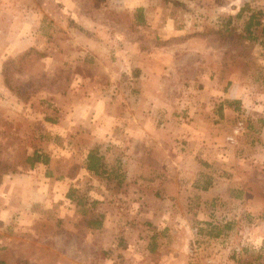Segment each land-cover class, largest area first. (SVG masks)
Wrapping results in <instances>:
<instances>
[{"label":"rangeland","instance_id":"obj_1","mask_svg":"<svg viewBox=\"0 0 264 264\" xmlns=\"http://www.w3.org/2000/svg\"><path fill=\"white\" fill-rule=\"evenodd\" d=\"M262 27L264 0H0V264H264Z\"/></svg>","mask_w":264,"mask_h":264},{"label":"trees","instance_id":"obj_2","mask_svg":"<svg viewBox=\"0 0 264 264\" xmlns=\"http://www.w3.org/2000/svg\"><path fill=\"white\" fill-rule=\"evenodd\" d=\"M259 25H260V23L258 22L256 15L255 14H251L249 16L245 26H244V31H245V33L248 34L249 38L252 36V27H257ZM261 32H262V34L264 36V27H262ZM237 37L240 39L242 36L237 35ZM37 159H39V158H37ZM101 159H102L101 156H99L95 151L89 152V154L87 155V158H86V161H87L86 170L89 171V172H92V173H94L96 175H100L102 173H105V171L103 172V164L101 162ZM35 161L38 162V160H35ZM144 169H147V167H144ZM146 178L147 177L142 175V179H146ZM164 187H165L164 184H160L159 185V190L162 191V188H164ZM157 194L160 195V192L158 191ZM209 226L212 227L210 224H209ZM212 228L217 230V228H214V227H212ZM218 234H219V232L214 234V237H217ZM209 235H212V234H209Z\"/></svg>","mask_w":264,"mask_h":264},{"label":"crops","instance_id":"obj_3","mask_svg":"<svg viewBox=\"0 0 264 264\" xmlns=\"http://www.w3.org/2000/svg\"><path fill=\"white\" fill-rule=\"evenodd\" d=\"M207 141H209V142H211V141H213L212 139H211V136H210V140H207ZM202 145H204V144H202ZM206 145V146H205ZM204 146L205 147H210V148H206V150H205V152H204V157L202 158V159H204L205 161L207 160V157L205 158V155H207L208 154V156H210V155H212V158H214L213 157V155H214V153L216 152V150H217V148H216V146L214 145V143H210L209 145H207V144H205ZM199 148H200V146H198V150H199ZM210 154V155H209ZM207 161H210V160H207ZM142 166V165H141ZM146 167V166H145ZM144 168V167H143ZM197 170H198V168H197ZM200 170V169H199ZM163 183V182H162ZM162 183H160V184H162ZM159 184V185H160ZM159 187V186H158Z\"/></svg>","mask_w":264,"mask_h":264}]
</instances>
